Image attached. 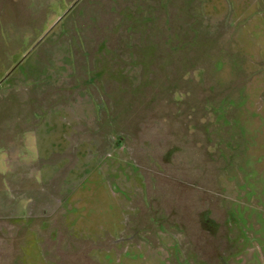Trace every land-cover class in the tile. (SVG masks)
I'll return each instance as SVG.
<instances>
[{
	"label": "rangeland",
	"instance_id": "rangeland-1",
	"mask_svg": "<svg viewBox=\"0 0 264 264\" xmlns=\"http://www.w3.org/2000/svg\"><path fill=\"white\" fill-rule=\"evenodd\" d=\"M0 264H264V0H0Z\"/></svg>",
	"mask_w": 264,
	"mask_h": 264
}]
</instances>
